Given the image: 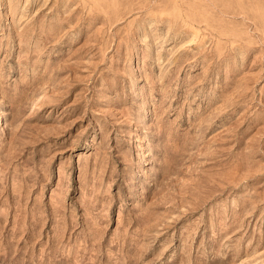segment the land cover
Segmentation results:
<instances>
[{"label":"rangeland","instance_id":"obj_1","mask_svg":"<svg viewBox=\"0 0 264 264\" xmlns=\"http://www.w3.org/2000/svg\"><path fill=\"white\" fill-rule=\"evenodd\" d=\"M0 264H264V0H0Z\"/></svg>","mask_w":264,"mask_h":264}]
</instances>
